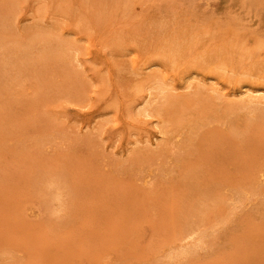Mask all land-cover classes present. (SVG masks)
Masks as SVG:
<instances>
[{"label": "rangeland", "instance_id": "obj_1", "mask_svg": "<svg viewBox=\"0 0 264 264\" xmlns=\"http://www.w3.org/2000/svg\"><path fill=\"white\" fill-rule=\"evenodd\" d=\"M262 97L264 0H0V264H264Z\"/></svg>", "mask_w": 264, "mask_h": 264}, {"label": "bare ground", "instance_id": "obj_2", "mask_svg": "<svg viewBox=\"0 0 264 264\" xmlns=\"http://www.w3.org/2000/svg\"><path fill=\"white\" fill-rule=\"evenodd\" d=\"M250 90H251V89H250ZM259 92H261V91H259ZM251 93H253V92H251ZM145 94H146V93H145ZM253 94H254V93H253ZM256 94H257V92H256ZM256 94H255V95H256ZM250 96H251V95H250ZM262 98H263V97H262ZM263 100H264V98H263ZM191 101H192V100H191ZM185 104H186V103H185ZM237 107H238V106H237ZM158 109H159V108H158ZM159 110H160V109H159Z\"/></svg>", "mask_w": 264, "mask_h": 264}]
</instances>
